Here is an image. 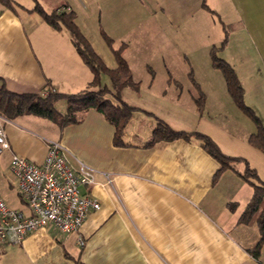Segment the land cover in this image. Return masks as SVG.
<instances>
[{"label": "crops", "instance_id": "crops-1", "mask_svg": "<svg viewBox=\"0 0 264 264\" xmlns=\"http://www.w3.org/2000/svg\"><path fill=\"white\" fill-rule=\"evenodd\" d=\"M27 1L31 4L15 1L22 14L17 8L9 10L0 4V88L5 86L12 94H76L93 77L77 54L70 33L52 29L37 14L27 11L35 1L47 12L61 8L74 12L87 41L89 36L79 19H90L91 24L93 21L98 33L104 30L115 44L143 21V11L149 14L145 0ZM179 1L183 6L188 4L186 0ZM205 2L209 9L214 5H234V20L239 27L253 20L256 13L253 0ZM247 3L252 10L245 7ZM155 8L162 10V2H156ZM130 43L123 57L133 77V49L140 45L141 56L147 45L141 38ZM228 43L220 50L226 49ZM93 49L106 66L115 69L116 61L109 48L105 56L94 45ZM259 50V55H264V47ZM260 57L264 67V56ZM161 61L171 77L163 58ZM155 78L154 75L149 81L150 86ZM167 83L170 86L168 80ZM262 83L256 79L254 99L245 98V89L243 98L264 123ZM198 85L206 100L201 115L196 112L193 98L190 107L185 108L179 98L176 102L165 101L166 113L161 114L140 103L141 92L125 89L123 95L130 97L128 103L140 110L132 113L124 128V144L119 147L112 143V125L94 109L83 112L78 124L64 128L33 114L3 118L1 126L10 148L0 154V181L16 191V179L9 173L10 158L19 155L40 165L48 142L57 141L75 170L82 164L95 171V184L80 190L97 201L99 208L87 213L78 232L61 233L46 225L25 234L20 244L0 245V264H264V247L257 259L250 254L259 239L257 226L254 222H239L252 187L231 170L222 171L213 183L219 164L196 139L158 141L146 146L158 117L175 130L208 135L225 154L246 160L264 182V153L247 144L248 135L255 131L254 124L248 118L242 119L225 97L208 99L209 91H216L217 84ZM54 106L65 112L63 99ZM235 168L242 172L244 164L238 163ZM230 204L234 205L231 209ZM79 238L83 246L78 245Z\"/></svg>", "mask_w": 264, "mask_h": 264}, {"label": "rangeland", "instance_id": "rangeland-1", "mask_svg": "<svg viewBox=\"0 0 264 264\" xmlns=\"http://www.w3.org/2000/svg\"><path fill=\"white\" fill-rule=\"evenodd\" d=\"M15 1H20L19 3L22 5L31 4L27 0ZM145 1V5L148 4L146 11L149 14H144L143 11V16H140L143 21H139L138 26H135L132 32L126 33L122 39H115L117 41L113 45V47L122 43L127 45L130 42V44H135L139 38L141 40L145 39L147 45L144 49L142 48L144 53L141 56L140 45L137 46V50L134 48L133 52H135L132 53L133 60L137 61L134 60L136 64L133 66L134 73L132 78L139 83V88L137 91L131 88H124L121 92V100L126 104H131L128 103L130 97L126 99L123 95L125 89H130L135 94L138 92L142 93L140 103L149 109H156L161 114L166 113L164 109L165 101L176 102L179 98L183 108L190 107L191 98L194 99L197 95L196 89L191 84V78H193L196 83H201L202 85H211L213 82L217 84L214 87L216 91L213 90V93L209 91L208 99L218 96L221 99L226 98L227 104L229 106L232 105L231 107H234L233 109L237 111L238 115L243 117L242 119L248 120L229 99L223 76L218 70L216 71L210 66L211 61H209L208 52L211 47L217 48V55L230 63L237 74L240 84L246 91L245 98H248V101L254 99L256 96L254 85L256 79L264 81L262 79L264 67H262L260 57L264 55L262 53L259 55V51L262 52L259 48L264 47V0H253L254 8H256L254 19H248V23L240 25V27L235 23V13L234 9H232L234 5L231 3L223 7L214 5L212 6L213 9L211 8L207 11L203 7V4L206 5L205 0H197L196 3L193 0H186L188 1L187 6H183L179 0ZM219 1L216 0L218 3ZM156 2H162V10H156ZM15 7L22 14V9L16 5ZM245 7L252 10L253 6L247 3ZM222 17L227 23H224L225 21ZM137 20L138 17L135 16V22ZM221 20L226 26L229 42L223 51L219 48L224 38ZM79 21L83 29L86 30L91 45L93 43L100 54H104V56L108 54L109 47L103 40L101 32H104L108 37L110 36L102 29L98 33L93 21L91 24L90 19H79ZM129 23L130 21H128ZM183 56L187 59V62ZM162 58L164 64L171 71L172 81L170 86L167 83L169 76L162 68ZM149 70H152V74H150ZM154 75L156 78L153 85L150 86L149 81H153ZM100 79L102 87L107 86L110 88V79H108L106 74L103 73ZM174 81L180 86L175 88ZM262 89H264V86H262ZM221 93L222 96L220 95ZM227 104L226 106H228ZM248 122L250 123V120ZM251 124L253 126V123ZM227 125L230 126V123L228 122ZM0 198L10 209L20 211L23 208L15 188L8 186L3 181H0Z\"/></svg>", "mask_w": 264, "mask_h": 264}, {"label": "trees", "instance_id": "trees-1", "mask_svg": "<svg viewBox=\"0 0 264 264\" xmlns=\"http://www.w3.org/2000/svg\"><path fill=\"white\" fill-rule=\"evenodd\" d=\"M0 4L9 10L16 9L14 0H0ZM203 7L209 11V8L205 4H203ZM27 11L37 14L52 29L57 31L65 29L70 33L71 41L77 54L80 56L83 64L90 68L92 72V81L84 89L78 91V93L65 95L53 92L44 95L32 93L12 94L6 90L5 86H1L0 117L11 120L18 115L33 114L39 118L51 121L59 128H64L67 125L78 124L81 120L80 115L83 112L94 109L112 125L114 130L112 143L114 146L119 147L124 144L122 142L124 128L130 121L132 113L140 110L121 100V92L124 88H131L135 91L139 88V83L132 78L130 66L123 57V51L127 45L122 43L115 48L113 47L114 41L104 32H101L103 40L111 50V53H113L116 61L115 69H110L106 66L103 59L95 53L91 43L84 37L76 23L74 12L62 8L47 12L37 1L34 2V7ZM221 26L224 38L219 48L224 47L228 42L226 26L224 23ZM209 60L211 61L212 68L222 74L229 98L233 100L236 107L254 124L255 131L248 135L247 144L251 148L264 153V123L255 114V111L245 103L243 98L244 88L240 84L233 67L217 55V48L215 47L210 48ZM149 71L152 74V70ZM103 73L110 79V88L107 86L102 87L101 85L100 77ZM189 75L192 77L191 74ZM168 81L171 82L172 78L169 77ZM174 84L176 87L180 86L176 81H174ZM191 84L197 92L196 97L193 99L195 109L201 115L206 101L205 96L193 78H191ZM59 99H63L65 102L66 109L64 113L58 111L54 106L55 102ZM155 120L156 123L146 142L147 147L156 144L158 141L169 142L172 140L196 139L200 147L219 164L218 170L213 175V183L218 180L222 171L231 170L252 187V194L249 202L245 205L239 216V222L243 224L254 222L257 226L259 239L250 250V254L257 259L261 251L260 249L264 247V182L261 181L255 169L246 160L225 154L208 135L199 131L186 132L184 130H175L160 118L156 117ZM238 163L244 164L242 172H238L235 168ZM233 207V204L229 205L230 209Z\"/></svg>", "mask_w": 264, "mask_h": 264}, {"label": "built area", "instance_id": "built-area-1", "mask_svg": "<svg viewBox=\"0 0 264 264\" xmlns=\"http://www.w3.org/2000/svg\"><path fill=\"white\" fill-rule=\"evenodd\" d=\"M0 117V154L9 144ZM40 165L13 155L9 173L16 179L18 198L25 211L10 209L0 199V245L20 244L24 235L46 225L58 232H78L87 213L99 207L97 201L81 194L82 187L95 184L92 169L82 165L75 170L64 156V148L57 141H49ZM78 245L83 246L81 238Z\"/></svg>", "mask_w": 264, "mask_h": 264}]
</instances>
